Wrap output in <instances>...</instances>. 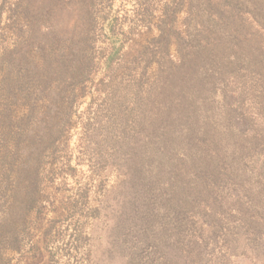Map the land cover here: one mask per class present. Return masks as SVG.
<instances>
[{
    "label": "rangeland",
    "instance_id": "1",
    "mask_svg": "<svg viewBox=\"0 0 264 264\" xmlns=\"http://www.w3.org/2000/svg\"><path fill=\"white\" fill-rule=\"evenodd\" d=\"M20 1L33 0H0V94L5 58L16 56L15 45L20 41L23 25L26 19L35 18L14 9ZM77 2L66 0L59 5L60 11L53 13L44 4V13L60 19L44 21H53L60 32L64 29L70 35L80 31L81 5ZM189 2L97 0L99 17L102 6H108L106 11L111 9L118 17V31L122 30L125 36L124 57L111 69L99 61L105 34L98 24L92 37L94 48L89 50L93 62L79 83L69 82V91L76 89L77 97L72 123L56 145H37L41 149V177L26 178L13 171L5 176L13 164L24 160L25 148H18L4 120L0 121L4 135V141L0 140V212L14 207L13 216L19 215L26 205L21 200L28 202L36 197L37 181L42 191L41 204L32 206L25 222L17 223L19 217L14 216V239L18 238V245L9 250L0 244V264H264V91L260 92L262 86L258 85L256 95L251 91L250 96L243 94L246 97L236 101L234 84L227 96L224 89H219L214 97L204 96L203 87L186 63L184 68L182 60L186 53L195 55L194 48L187 47L192 30L186 19L193 7ZM163 5L168 8L164 58L157 41ZM191 12L196 18L197 12ZM202 20L203 17L198 23ZM250 23L256 26L246 21L247 26ZM4 53L7 55L2 56ZM130 79L138 84V98L128 101V110H133L127 111L126 127L137 131L127 141L148 154L152 131L162 130L169 139L164 144V171L139 174L133 189L132 169L138 159H122L120 148L114 162L100 167L99 174L91 170L89 154L95 145L108 155L113 153L108 152L111 134L93 113L99 103L96 101L90 108L92 99L100 98L103 103L108 95L106 89L110 91V80L113 86L120 87ZM187 100L194 101L196 113L193 110L186 116ZM23 107L10 98H0V114L4 118L9 111L21 116ZM228 109L234 113L231 118ZM85 125H91V129H85ZM49 130L41 127V133ZM123 145L125 149L127 146ZM15 154L18 158H14ZM53 163H57L53 166L57 170L49 173ZM168 183L180 184V192ZM81 193L87 196L89 206L98 199L95 205L99 209L93 219L78 213L81 208L91 216L89 206L78 202ZM176 193L181 195L177 203ZM50 249L57 253L52 252L51 261Z\"/></svg>",
    "mask_w": 264,
    "mask_h": 264
},
{
    "label": "trees",
    "instance_id": "2",
    "mask_svg": "<svg viewBox=\"0 0 264 264\" xmlns=\"http://www.w3.org/2000/svg\"><path fill=\"white\" fill-rule=\"evenodd\" d=\"M35 1L37 0L30 3L20 1L14 6L16 11L20 10L24 14H33L35 18L32 21L27 19L25 21L18 39L20 41L15 45L16 56L7 57L5 53L2 55L6 58L4 63L5 76L0 98H10L15 105L21 103L22 106H25L21 116L14 111H9L6 118L0 114V121L4 120L7 125L6 130H9V135L14 139L15 144L19 145L18 148H25L24 160L19 159V162L13 164L5 176L8 172L13 171L17 174L20 172L26 178L41 177L43 171H41L38 160V157L41 156V149H38L37 145L44 142L56 145L61 140L62 133L67 126L72 123L73 105L77 97L74 95L76 89L69 91V82L79 83L80 78L87 72L88 64L93 62L89 50L94 48L95 43L92 37L96 34L98 24L100 30L105 34L102 35L104 41L103 43L101 41L100 44L102 55L99 61L111 69L113 65L120 64L125 52L124 32L118 31V17L114 15V11L111 9L106 11L108 6H102L100 12L102 17L104 16L102 18L96 13L97 0H78L77 3L81 5L79 12L82 28L70 35L64 29L60 32L53 21L51 23L44 21L45 18L60 21L53 14L44 13V4L48 12L53 13V10L60 11L59 5L66 3V0ZM72 2L70 1V4ZM168 5L172 6L173 3ZM189 5L193 6L192 9L195 10V14L197 12L196 18L191 12L192 9L186 14V17L190 14L189 18L186 19L189 22L188 26L192 29L190 45L187 47H193L195 55L192 52L186 53L182 60L184 68L186 63L191 70V75L197 78L198 85L201 84L203 87L204 96L208 94L207 99L210 98V95L214 97L218 94L219 89H224L223 93L227 96L232 90L230 85L234 84L237 92L234 90L236 94L233 95V98L236 101L245 98L244 95L250 96L251 91L256 95L259 86H262L260 92L264 91V29H262L264 26V0H190ZM167 11V5H163L159 12L157 24L160 33L157 41L163 50L161 51L162 58H164ZM202 17L203 20L198 23ZM193 21L196 22L191 26ZM246 21L254 22L256 26L254 27L252 23L247 26ZM75 29L77 31L78 27ZM243 72L246 74V78ZM129 73L130 71H128ZM187 75L189 76V74ZM135 82V80L130 79V81H124L122 86L115 87L110 80L108 82L110 91L106 89L108 95L104 98V102L102 103L100 98L94 97L90 106L92 108L96 101L99 103L96 109H93L95 120L98 119L100 124L104 123V127L109 130L111 139L108 152L113 150V153L108 155L105 149L103 150L99 145L97 148L95 145L92 153H89L92 161L91 170L100 174L99 168H103V165L110 166L114 162L116 150L119 152L121 148L120 157L122 159H128V161L138 159L137 162L134 160L132 188L130 189H133L139 174L148 176L150 172L153 174L164 171V161H166L164 158L167 156V153L164 154V144L169 143L168 133H164L162 130L151 132L152 142L147 148L148 154L136 150L127 141V137L137 131V129L126 127L129 122L127 111L133 110H128V101L138 98V92L135 90L138 84ZM193 102V100H187L184 107L186 116L194 110ZM66 103L67 107L65 108ZM202 103L204 104V101ZM192 113H196L195 110ZM121 115H123V121ZM227 115L231 118L234 113L228 109ZM15 117L18 118V121L14 120ZM234 122L235 119L230 122L229 128ZM174 125L179 126L178 124ZM42 126L48 127L49 133H41ZM83 127L87 130L91 129V125ZM1 132L0 140L3 142L4 135ZM123 144L127 146L125 149L122 148ZM140 154H143L144 157L142 158ZM14 158H18V155L15 154ZM56 164H52L49 173L57 170L53 169ZM179 172L180 170L176 172L177 175ZM37 183L38 181L35 184L36 197H32L28 202L21 200V204L26 205L21 210L23 212L14 215L19 217L16 218L17 223L27 220L34 204H41L39 199L41 200L42 191ZM3 184H5L4 181ZM19 186L20 184L16 188L19 189ZM167 186L180 192V184L178 183L176 185L168 183ZM82 194L84 193H81L80 196ZM180 200L181 195L176 193V203ZM78 202L88 205L87 196H82ZM97 202L98 199L91 205L95 207L88 205L91 216L81 208L78 213L80 212V215L85 219H93V215L99 209V205H95ZM13 208L5 207L0 212V244L3 243L9 247V250H15L18 245V238L14 239L16 222H12L14 220ZM76 239L78 240V238ZM164 239L167 238L164 237ZM49 251L51 261L54 251L53 249ZM54 254L57 253L54 252Z\"/></svg>",
    "mask_w": 264,
    "mask_h": 264
}]
</instances>
